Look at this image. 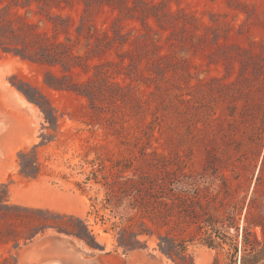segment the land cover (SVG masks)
Segmentation results:
<instances>
[{
  "label": "rangeland",
  "instance_id": "374dc122",
  "mask_svg": "<svg viewBox=\"0 0 264 264\" xmlns=\"http://www.w3.org/2000/svg\"><path fill=\"white\" fill-rule=\"evenodd\" d=\"M51 43L71 53L64 67L36 48ZM20 81L46 98L56 125ZM34 145L42 166L28 178L18 152ZM263 153L264 0H0V192L84 219L101 245L48 228L18 245L1 241L0 263L173 264L157 242L187 236L174 221L143 218L153 231L138 236L145 247L118 245L121 226L141 227L133 195L148 189L125 180L147 175L155 190L212 160L208 173H240L241 196ZM198 237L187 247L195 264H227Z\"/></svg>",
  "mask_w": 264,
  "mask_h": 264
},
{
  "label": "trees",
  "instance_id": "16d2710c",
  "mask_svg": "<svg viewBox=\"0 0 264 264\" xmlns=\"http://www.w3.org/2000/svg\"><path fill=\"white\" fill-rule=\"evenodd\" d=\"M58 45L39 44L36 48L41 54H59L52 60L63 66L62 58L71 53L57 51ZM7 48L1 45L3 51H10ZM25 49L23 47L24 51ZM54 80L57 82L60 78ZM46 82L54 89H70L71 86L52 84L47 80ZM15 85L31 102L39 106L46 120L57 124L55 110L37 89L25 81ZM18 159L20 174L28 178L39 175L42 164L36 145L31 150H20ZM206 162L202 171L193 173L181 169L175 176H169L162 184H158L155 190H152L155 186L154 180L147 175L140 176L137 181L126 179L125 181H130L135 192H139V185H147L148 189L146 198L141 197L140 193L133 195L132 205L142 215L139 224L141 227L134 229L131 226H121L118 230V245L124 250L145 247L146 242H142L138 236H151L153 231L147 228L143 218L159 226L174 221L181 231L180 234L187 233V236L158 234L157 242L159 249L173 264H195L192 255L187 251L188 243L195 239V233L199 234L197 239L203 245L223 251L228 259L227 264H264V191L259 190L264 176V153L252 188L241 196L239 192L242 182L239 172H234L232 177L224 174L218 177L206 171L212 165V160ZM216 180H219L217 189ZM210 187L212 190H209ZM6 200V195L0 192V242L12 241L18 245L20 241L31 240L38 233L51 228L75 236L90 247L101 248L84 219L46 208L11 204ZM218 262L219 258L216 256L213 264ZM0 264H10V261L4 257ZM12 264L17 263L14 261Z\"/></svg>",
  "mask_w": 264,
  "mask_h": 264
}]
</instances>
